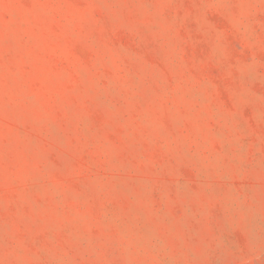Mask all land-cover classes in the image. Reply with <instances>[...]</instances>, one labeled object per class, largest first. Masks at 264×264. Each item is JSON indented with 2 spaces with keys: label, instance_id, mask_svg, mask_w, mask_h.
<instances>
[{
  "label": "rangeland",
  "instance_id": "obj_1",
  "mask_svg": "<svg viewBox=\"0 0 264 264\" xmlns=\"http://www.w3.org/2000/svg\"><path fill=\"white\" fill-rule=\"evenodd\" d=\"M0 264H264V0H0Z\"/></svg>",
  "mask_w": 264,
  "mask_h": 264
}]
</instances>
